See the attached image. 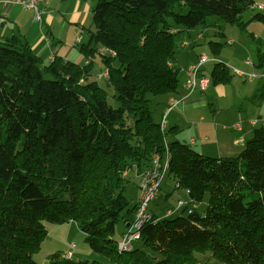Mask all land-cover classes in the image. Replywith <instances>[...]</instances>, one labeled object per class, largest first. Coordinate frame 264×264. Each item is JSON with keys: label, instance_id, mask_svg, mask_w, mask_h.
<instances>
[{"label": "trees", "instance_id": "obj_1", "mask_svg": "<svg viewBox=\"0 0 264 264\" xmlns=\"http://www.w3.org/2000/svg\"><path fill=\"white\" fill-rule=\"evenodd\" d=\"M249 7L250 20L264 24L254 0H97L80 50H107L104 85L90 62L43 64L18 37L0 42V264H39L32 255L47 235L45 222L70 221L108 264H196L195 252H209L220 264H264V123L236 156H207L168 140V174L174 188L188 190L191 212L153 214L140 229V245L126 252L114 239L117 222L125 225L136 209L123 195V172L148 167L164 151L166 133L153 120L149 95L178 89L169 18L191 29L214 15L244 29L241 14ZM256 56L261 67L264 51L257 48ZM216 62L210 82H229L227 67ZM205 195L199 214L190 204ZM60 257L48 259L104 264Z\"/></svg>", "mask_w": 264, "mask_h": 264}, {"label": "rangeland", "instance_id": "obj_2", "mask_svg": "<svg viewBox=\"0 0 264 264\" xmlns=\"http://www.w3.org/2000/svg\"><path fill=\"white\" fill-rule=\"evenodd\" d=\"M97 0H86L87 8L90 9L91 7L94 8ZM255 8L258 12L264 13V0H254ZM258 5H263L262 8H258ZM187 10L184 9L183 12L185 13ZM32 12V11H31ZM33 13V12H32ZM91 14V13H90ZM253 14V9L251 7L245 9L241 14V20L246 22V26L244 29L239 28L236 24H231L225 22L222 19H219L217 16L211 15L206 18V21L202 25H198L191 29H184L180 24H174L173 19L169 18V22L172 24V27L177 29L174 33V43H175V57L177 59L178 56L183 58H188L191 62L196 61L197 56L199 54H205L209 58L217 59L216 61H220L224 65L227 66L228 72L230 75L229 82L227 83H218L209 84V87H213L214 85H218V87L222 91L216 92L214 97L221 102L224 109H229L230 106H235L240 103L239 106V114L252 116L254 118H258V115L262 116L258 119V123L256 122L255 128L261 126L263 121V114L260 112V107L258 106L262 103L264 97H259V89L262 85H264V81L259 78L254 79H246L243 77H239L233 73L232 68L236 67L244 71H250L252 68L244 63L245 59H250L254 63V70L259 71V67L256 66V50L259 47V42L254 40L250 33H252L257 39L263 43L264 49V24L258 21L250 20ZM93 29L91 15L89 17L88 22L86 23L83 29V43L86 44L88 42L89 31ZM201 33V36L198 37V34ZM238 39H237V38ZM231 39V44L226 43V40ZM228 38V39H227ZM188 43V45L181 47V43ZM216 43V44H214ZM238 45L243 46L239 48ZM94 52L92 54H86L83 50H78L79 46L76 47L78 54L80 57L78 59H73V61L79 62L82 64V61L86 59L91 60V73H93V77L96 78V73L106 69L105 62L103 61L104 55L107 54V50L100 45H96ZM90 47H95L93 43L90 44ZM261 49V48H260ZM261 49V50H263ZM72 60V59H71ZM216 61H208L206 62L201 71L198 75H204L207 78L211 79V72L214 67V64L217 63ZM231 62V63H230ZM112 64H115L113 61ZM179 68V67H178ZM183 68V67H182ZM179 69V80H182L183 77V69ZM230 69V70H229ZM264 71V70H263ZM44 77L50 78L51 75L48 73L43 72ZM100 85H104V79H96ZM253 82V85L256 84L258 87H255V90L252 92L249 99L243 101L238 96V86H233L235 83H244L247 84L248 82ZM230 83V84H229ZM217 87V86H216ZM244 92V91H242ZM113 93V90H109L108 96ZM163 95H149L150 98V105L152 111V117L154 121H158L161 116V112L159 110L162 108V104L158 103L159 97ZM250 102L252 105H250ZM116 105V104H115ZM237 111V112H238ZM203 114L210 116L211 112L208 106L205 107ZM250 119V118H249ZM160 120L158 121V123ZM250 124H252V120H248ZM242 121H235L230 125H223L225 126L224 129H228L232 131L234 125H241ZM226 130V131H228ZM233 132V131H232ZM166 140L171 139H178V136L175 133H170L167 129L165 131ZM247 134L243 135V141L238 150H242L244 148V141L247 138ZM252 137V135H251ZM249 137V139L251 138ZM237 138V137H236ZM248 140V139H246ZM186 143H189L187 139L184 140ZM239 143V142H238ZM190 144V143H189ZM208 144H212L209 142ZM193 149L198 148V143L194 146L191 145ZM240 151L231 153L230 156H236ZM203 155L211 156L209 153H203ZM125 187L123 191V195L129 202V207L131 208L136 202L139 197V187H138V178L135 175L134 168H130L128 174L125 176ZM174 182L169 176L168 172L166 176L161 181L160 193L161 197L154 198L150 200L148 204V209L151 212H154L155 215L159 216L170 206L169 204L174 205L177 200V197L180 195L182 199L187 200L188 194L186 193L183 187L174 188ZM159 192V191H158ZM169 193V194H168ZM158 194V193H157ZM164 194L167 195V198H164ZM136 200V202H134ZM195 208L196 212L199 214L203 213V210L207 204V195L203 198L200 202H193L190 205ZM187 212L184 210L182 214H186ZM176 215L170 216V218L175 217ZM71 230L68 229V224H50L45 222V226L48 230L47 235L45 236L44 240L41 243V246L38 251L34 252L32 258L34 261L39 263L41 260L46 258L45 261H49L48 257L56 252H61L62 254L67 252L68 245L67 242H73L75 247L72 251L73 259L74 260H99L104 264H108L107 259L99 253L94 252L89 248L87 242L84 239V234L80 231L77 227L75 222H72ZM70 227V226H69ZM126 231V226L124 223L119 220L116 225V229L114 232V239L120 240L122 238L123 233ZM140 245L138 240L132 243V246ZM67 246V247H66ZM59 248V249H57ZM57 249V250H56ZM59 250V251H58ZM60 253V254H61ZM195 256L198 258V262L196 264H220L217 260L211 257L209 252L204 254L195 252Z\"/></svg>", "mask_w": 264, "mask_h": 264}, {"label": "crops", "instance_id": "obj_3", "mask_svg": "<svg viewBox=\"0 0 264 264\" xmlns=\"http://www.w3.org/2000/svg\"><path fill=\"white\" fill-rule=\"evenodd\" d=\"M92 9L93 7L90 9L87 8L86 0H49L43 7L41 19L35 20L31 10L13 4L10 0H0V42L12 36L18 37L20 41L29 44L33 54L40 57L43 64H48L54 58H60L62 63L69 61L80 64L79 62L73 61V59L76 60L80 57L75 48L79 46L78 50H80L82 46L86 45L83 43V29L90 15H92ZM172 29L178 31L173 27ZM258 42L259 47L263 49V43L260 40ZM238 47L242 48L243 46L238 45ZM261 51H264V49ZM88 62H90L91 66L92 61L86 58L80 65ZM192 63L193 61L191 62L186 57H177L175 65L179 69L183 67L184 75L182 80H179L178 76L179 84L176 93L159 97L158 103L162 104L159 112L162 111V116L169 105L170 99L178 100L167 113V130L169 131L171 129L170 133H175L178 136L177 140L180 142L186 143L184 140L187 139L191 145L195 146L198 143L199 149L195 148L194 150L201 154L205 152L209 153L212 157L230 156L231 153L240 151L238 148L242 146L241 142L243 141L244 134L248 135L246 139H249L253 135L256 122L258 123V119L262 116L258 115V118L249 116L252 120V124H250L248 122L250 120L247 116L248 114L245 116L239 114L238 109L240 103L235 106H230L229 109H224L217 97H214L216 92H223V90L219 89L223 87H218V85L208 87L203 92L194 91L188 94L185 69ZM263 70L264 64L259 67V71ZM254 82L249 81L247 84L235 83L233 85L235 87L238 86V96L244 102L246 99L251 101L249 97L255 90V87H258V85L252 84ZM250 105H252L251 102ZM206 106L210 109V116L203 114ZM259 107L264 121V99ZM235 121H242L240 129L232 128L233 132L224 129L225 126ZM246 139L244 141H247ZM209 142H212V144H208ZM159 193L160 188L155 198L161 197ZM163 196L165 199L167 198L166 194ZM169 205L171 206V204ZM152 213L154 214V212ZM72 222L65 223L68 224L69 230L72 228V225H70ZM71 258L73 259V254ZM45 260L46 258L41 260L39 264H42Z\"/></svg>", "mask_w": 264, "mask_h": 264}, {"label": "built area", "instance_id": "obj_4", "mask_svg": "<svg viewBox=\"0 0 264 264\" xmlns=\"http://www.w3.org/2000/svg\"><path fill=\"white\" fill-rule=\"evenodd\" d=\"M10 2L19 5L22 8L31 10L33 12V18L35 20H40L41 14L43 12V7L49 2V0H10ZM262 7L263 5H258V8ZM170 31L175 33L173 29H171ZM198 36H201V33ZM227 42L231 43L232 41L227 40ZM186 45H188V43L186 42L180 44L181 47H184ZM216 60L217 59L209 58L205 54H200L194 63L189 64L186 67V89L188 94L194 91L203 92L209 87L210 79L204 75L199 76L198 73L201 71L203 65L206 62ZM244 63L250 66L252 70L244 71L239 68L233 67V73L239 77H243L249 80L259 78L264 81V71L254 70L255 65L250 59H245ZM107 75V69H104L97 74L99 78H106ZM177 102L178 100L176 99H170L166 111L161 116L159 128L162 133H165L167 129V113ZM233 128L240 129V125H234ZM169 161L170 151L168 148V141L164 136V151L160 154L155 153L151 158L150 165L148 167H139L137 164H133L123 172V175L126 176L130 168H134L135 175H137L138 178L139 197L137 199V202L135 203L136 209L134 215L132 219L128 221V226H126V231L123 233L122 238L116 241V249L118 252H126L130 250L133 247L132 243L139 239L140 229L142 228L143 224L150 221L153 217V213L148 209V204L150 200L156 197L159 191L161 181L168 172ZM185 191L188 194V190L185 189ZM189 202L190 200L178 199L176 204L172 207L167 208L160 217H170L172 215L181 214L184 210L187 213H190L192 209L188 207ZM67 245V252L61 254L60 258L71 259L75 244L73 242H68ZM42 264H51V262L44 261Z\"/></svg>", "mask_w": 264, "mask_h": 264}, {"label": "bare ground", "instance_id": "obj_5", "mask_svg": "<svg viewBox=\"0 0 264 264\" xmlns=\"http://www.w3.org/2000/svg\"><path fill=\"white\" fill-rule=\"evenodd\" d=\"M99 73V72H98ZM98 73H96L95 75H96V79H103V78H99L98 76H97V74ZM166 176V175H165ZM164 179V178H163Z\"/></svg>", "mask_w": 264, "mask_h": 264}, {"label": "water", "instance_id": "obj_6", "mask_svg": "<svg viewBox=\"0 0 264 264\" xmlns=\"http://www.w3.org/2000/svg\"><path fill=\"white\" fill-rule=\"evenodd\" d=\"M125 226H128V223H126ZM85 261L87 262L88 260H85Z\"/></svg>", "mask_w": 264, "mask_h": 264}, {"label": "clouds", "instance_id": "obj_7", "mask_svg": "<svg viewBox=\"0 0 264 264\" xmlns=\"http://www.w3.org/2000/svg\"><path fill=\"white\" fill-rule=\"evenodd\" d=\"M72 259V258H71Z\"/></svg>", "mask_w": 264, "mask_h": 264}]
</instances>
